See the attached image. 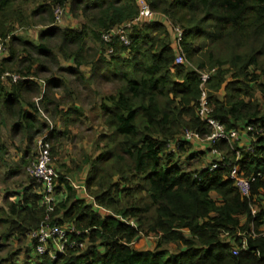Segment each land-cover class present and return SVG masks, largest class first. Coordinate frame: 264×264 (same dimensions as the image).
I'll return each mask as SVG.
<instances>
[{
  "label": "trees",
  "instance_id": "obj_1",
  "mask_svg": "<svg viewBox=\"0 0 264 264\" xmlns=\"http://www.w3.org/2000/svg\"><path fill=\"white\" fill-rule=\"evenodd\" d=\"M144 1L153 15L136 20L138 0H0L6 50L0 58V133L5 127L12 141L25 142L19 161L27 167L44 137L58 176L51 211L42 184L30 176L19 190L3 194L2 240L29 241L21 259L9 253L0 264H264V0ZM28 3L37 5L27 15ZM57 6L68 8L72 26L55 25ZM30 19L45 26L36 42L15 35L31 27ZM129 22L126 47L115 32ZM177 53L187 64L174 63ZM199 72L210 74L204 85L210 117L239 135L254 129L238 145H205L222 154L214 170L195 166L207 151L193 152L192 143L179 141L168 151L186 131L202 138L211 132L197 115ZM95 82H110L112 89L98 105L102 131L90 152L71 161L73 168L63 162L55 168L59 148L73 141L68 127L82 118L80 106L59 109L56 91ZM34 97H41L42 110ZM40 111L61 121L60 129L40 137L48 130ZM6 151L0 136L4 182L20 172L8 166ZM183 156L186 166L177 163ZM233 166L238 176L253 179L248 197L228 177ZM63 173L80 174L79 184ZM45 223L73 226L81 235H71L74 243L63 252L39 254L29 235ZM143 237L154 238L152 249L133 245Z\"/></svg>",
  "mask_w": 264,
  "mask_h": 264
},
{
  "label": "rangeland",
  "instance_id": "obj_2",
  "mask_svg": "<svg viewBox=\"0 0 264 264\" xmlns=\"http://www.w3.org/2000/svg\"><path fill=\"white\" fill-rule=\"evenodd\" d=\"M37 4L28 3L25 6L24 12L28 15L32 9L36 8ZM65 9H68L64 6ZM67 10H64V15L62 17V20L60 23H57L55 25H59L61 27L65 25H71V18L69 15H67ZM25 14V15H26ZM69 14V13H68ZM53 16V12H52ZM53 18V17H52ZM28 22H31L30 26L26 28L25 30H22L21 28H18L15 31V35H21L27 39H29L31 42L37 41V34L40 32V30L44 29L45 26H34L36 25V19H33ZM90 45V43H89ZM3 46L0 44V53L2 51L3 54L0 55V58L3 56H6V50L2 48ZM24 55H22L23 57ZM174 63L178 65H184V61H181L180 63L176 61V57L174 59ZM68 64V63H67ZM65 62L60 61L61 66H68ZM187 64V63H186ZM55 70V69H53ZM84 71H87L86 69H83ZM56 73V72H54ZM75 84L68 83V89L66 90V93L62 92L61 90L56 91V100H59L62 102L59 109L63 111H67L69 107L72 105L80 106L82 110V118L78 122V124L75 127L69 126L68 129L72 131L73 137L71 139L73 141L65 140L62 146L59 148V153H61V156H54L52 159L53 166L57 168V164L55 162H63L65 163L66 168H73V164L71 161L74 160L75 163H78L77 156L81 154L82 152H90L91 149H93V142L95 140V137L99 132L102 131L101 128V120L97 117L99 116L98 113V105L100 104L101 98L105 96L106 94L112 93V89L110 86V82H95V83H84L79 84L78 87H75ZM77 97L79 98L77 100ZM41 97H34L32 100L36 104V107L39 110H42L39 99ZM42 121H44L48 125V130L40 135L45 136L47 133L54 127L57 126L58 129H60L61 121H58L57 118H51L50 115L45 114L44 112L40 111L39 114ZM60 125H59V124ZM1 138L6 143V162L8 166H18L20 172L19 174L15 175L12 178H7L5 182L3 181V170L0 172V207L2 206V197L5 191H17L19 190L23 185L26 184L28 174L26 172L27 166H23V164L19 161L21 159V154L24 153L25 149V142H19L18 140L14 139L13 141L10 139L9 135L7 134L6 128L1 127ZM200 136V135H199ZM240 139L236 141L237 145L241 141L243 142L244 136L240 135ZM38 140V139H37ZM12 142V146L9 145V143ZM35 144V142H33ZM244 143V142H243ZM207 145V142H194L191 144L192 151L193 152H202L204 150L207 151V148L205 147ZM33 153H35V157L37 155V143L34 145V148L32 149ZM209 151H207V155L205 158H201L199 160L201 161H194L195 166H197V163L200 165L198 167H206L209 163V161L212 159L210 154H208ZM16 156V157H15ZM34 157V158H35ZM77 158V159H76ZM184 156L181 158V160H177V163L182 166H186L187 161L184 160ZM64 174V173H63ZM67 178L70 179L71 182L74 184H79L80 178H78L79 175H68ZM84 176V173H82ZM2 232V227H0V234ZM29 241V239H27ZM26 240V241H27ZM26 241H24V245L26 244ZM155 240L153 237H143L140 240L135 241L133 245L140 250L143 249H152L154 247ZM24 245L20 246V244L15 241L14 239H11L9 242H5L2 240L0 235V259L5 258L9 253L14 254V256H17L18 259H21L23 255V250L21 252V249H24ZM171 249L174 251V247L171 246ZM20 250V251H19Z\"/></svg>",
  "mask_w": 264,
  "mask_h": 264
},
{
  "label": "built area",
  "instance_id": "obj_3",
  "mask_svg": "<svg viewBox=\"0 0 264 264\" xmlns=\"http://www.w3.org/2000/svg\"><path fill=\"white\" fill-rule=\"evenodd\" d=\"M139 4V13L136 20L140 18L150 19L153 13L150 11L148 5L144 0H138ZM64 7L57 6L53 10V20L54 23H60L62 17L64 15ZM131 23L124 24L121 28L117 29L115 34L118 36L121 44L124 46L130 45V40L125 36V30L129 29ZM178 31L177 28H175ZM180 34V32L178 31ZM103 39L107 40L108 36L103 35ZM180 37H178L177 41H179ZM112 52V50H110ZM176 61L179 63L183 61L182 56L180 53L176 55ZM209 73L206 72H199L200 78V90L201 95L198 102V110L197 115L201 121L206 123L210 126L211 132L209 135L205 136L204 138L200 137L198 133L192 131H186L182 133L178 139V141H174L172 144L168 146V151L174 152L176 150L177 143L179 141L194 143V142H207L213 144L219 140H225L229 144H231L235 140H239V134L234 131L230 130L227 131L223 125L219 122L214 120L211 115V109L209 108L207 101H206V93L204 89L205 83L209 79ZM16 76H13V79H16ZM254 129L249 126L247 127V132L244 131L245 134L248 132H253ZM258 132V131H257ZM255 131V133L257 134ZM43 138L38 140L39 144V152L35 158V160L31 163L29 167H27L26 172L28 176L33 178L36 182L41 183L43 187L42 192V200L43 203L47 206L48 210H52V206L55 203L54 197V180L58 178V176L54 173L51 167V157L49 155V145L47 143L43 144ZM211 148V147H209ZM248 150H251L250 147H247ZM210 156L212 160L210 161V170L217 169L219 167V162L222 161V154L218 152V150L211 148ZM236 157L238 154L236 153ZM229 179L234 182L235 188L238 190L242 197H248L250 193L251 183L253 181L252 178H244L238 176L237 167L233 166L228 175ZM69 180V179H68ZM74 188L78 189V185H73ZM254 213V210H251ZM48 221V217L45 218ZM131 225L133 223L131 222ZM252 231V230H251ZM81 235L80 231L75 230L73 226L71 227H64L58 226L57 224L49 225L47 223L41 224L36 230L32 231L29 235V238L32 239L35 243V250L39 254H43L47 251L51 252L52 249L57 250L58 252H63L66 247H71L74 242H70V236ZM253 236H256L255 233L252 232ZM79 246H83V244L79 243ZM245 248V244L242 245V249ZM238 250H233V254H237Z\"/></svg>",
  "mask_w": 264,
  "mask_h": 264
},
{
  "label": "clouds",
  "instance_id": "obj_4",
  "mask_svg": "<svg viewBox=\"0 0 264 264\" xmlns=\"http://www.w3.org/2000/svg\"><path fill=\"white\" fill-rule=\"evenodd\" d=\"M243 133H244V132H243ZM206 146H207V145H206ZM211 148H212V147H211ZM211 148H210V149H211ZM207 149H208V147H207ZM209 153H210V152H208V154H209ZM211 160H212V159H211ZM211 160H210V161H211ZM210 161H209V163H208L209 165H210ZM243 241H244V240H243ZM243 241H242V242H243ZM243 244H244V243H243Z\"/></svg>",
  "mask_w": 264,
  "mask_h": 264
},
{
  "label": "crops",
  "instance_id": "obj_5",
  "mask_svg": "<svg viewBox=\"0 0 264 264\" xmlns=\"http://www.w3.org/2000/svg\"><path fill=\"white\" fill-rule=\"evenodd\" d=\"M242 136H244V137H245V136H246V134H245V133H242Z\"/></svg>",
  "mask_w": 264,
  "mask_h": 264
}]
</instances>
